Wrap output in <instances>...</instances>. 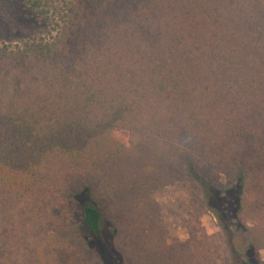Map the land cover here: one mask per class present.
<instances>
[{
	"label": "trees",
	"instance_id": "trees-1",
	"mask_svg": "<svg viewBox=\"0 0 264 264\" xmlns=\"http://www.w3.org/2000/svg\"><path fill=\"white\" fill-rule=\"evenodd\" d=\"M30 9L51 30L0 46V264H197L154 198L185 180L264 264V0Z\"/></svg>",
	"mask_w": 264,
	"mask_h": 264
},
{
	"label": "rangeland",
	"instance_id": "rangeland-1",
	"mask_svg": "<svg viewBox=\"0 0 264 264\" xmlns=\"http://www.w3.org/2000/svg\"><path fill=\"white\" fill-rule=\"evenodd\" d=\"M30 6L31 0H0V46L51 30L50 20ZM188 141L189 136L181 139L182 144ZM154 198L162 207L169 243L187 241L197 264H231L227 240L197 182L185 180L159 189Z\"/></svg>",
	"mask_w": 264,
	"mask_h": 264
},
{
	"label": "crops",
	"instance_id": "crops-1",
	"mask_svg": "<svg viewBox=\"0 0 264 264\" xmlns=\"http://www.w3.org/2000/svg\"><path fill=\"white\" fill-rule=\"evenodd\" d=\"M167 243H168V244H175V243H187V241H179V242H175V243H169V242L167 241Z\"/></svg>",
	"mask_w": 264,
	"mask_h": 264
}]
</instances>
